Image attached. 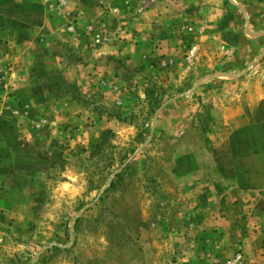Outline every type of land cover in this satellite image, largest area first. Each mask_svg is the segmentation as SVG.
<instances>
[{"label":"rangeland","instance_id":"1","mask_svg":"<svg viewBox=\"0 0 264 264\" xmlns=\"http://www.w3.org/2000/svg\"><path fill=\"white\" fill-rule=\"evenodd\" d=\"M0 264H264V0H0Z\"/></svg>","mask_w":264,"mask_h":264},{"label":"crops","instance_id":"2","mask_svg":"<svg viewBox=\"0 0 264 264\" xmlns=\"http://www.w3.org/2000/svg\"><path fill=\"white\" fill-rule=\"evenodd\" d=\"M149 13L150 14H152V13H155V11L154 10H150L149 11ZM248 15H249V19H250V25L253 23V24H256L257 26L259 25V22L257 21L258 20V18L257 17H255V14H254V12H250V11H248ZM155 15V14H154ZM156 16V15H155ZM153 21H154V19H153ZM147 23H149V22H147ZM252 24V25H253ZM150 28H152L153 27V24L152 23H150L149 25H148ZM154 28V27H153ZM252 30V31H251ZM250 31H251V34H252V38H254V39H251V41L253 42V46H255V45H259V43H260V41H259V39H260V35L262 36L263 35V31L262 30H260L259 28H253V29H250ZM262 41H263V39H261ZM138 50V49H137Z\"/></svg>","mask_w":264,"mask_h":264}]
</instances>
